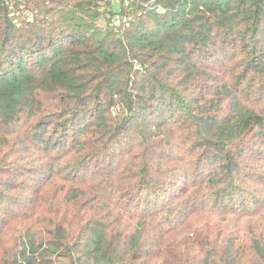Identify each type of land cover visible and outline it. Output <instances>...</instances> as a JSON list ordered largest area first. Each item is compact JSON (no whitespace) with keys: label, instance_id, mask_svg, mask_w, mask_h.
<instances>
[{"label":"trees","instance_id":"trees-1","mask_svg":"<svg viewBox=\"0 0 264 264\" xmlns=\"http://www.w3.org/2000/svg\"><path fill=\"white\" fill-rule=\"evenodd\" d=\"M137 1L0 0V264H264V0Z\"/></svg>","mask_w":264,"mask_h":264},{"label":"rangeland","instance_id":"rangeland-1","mask_svg":"<svg viewBox=\"0 0 264 264\" xmlns=\"http://www.w3.org/2000/svg\"><path fill=\"white\" fill-rule=\"evenodd\" d=\"M134 2H139L137 0L135 1H131V0H114L112 7L115 11V13L108 15L110 24L114 27H118L119 25H127L128 20L131 18V16L125 14V13H120V11L118 10V5H120L121 8H123L124 10H135L132 9L133 5H135ZM132 6V7H131ZM118 15L120 17V21L117 23L115 16ZM258 168V167H257ZM261 168V167H259ZM259 170V169H258Z\"/></svg>","mask_w":264,"mask_h":264},{"label":"built area","instance_id":"built-area-1","mask_svg":"<svg viewBox=\"0 0 264 264\" xmlns=\"http://www.w3.org/2000/svg\"><path fill=\"white\" fill-rule=\"evenodd\" d=\"M115 19L117 23L120 21V17L118 15L115 16Z\"/></svg>","mask_w":264,"mask_h":264}]
</instances>
